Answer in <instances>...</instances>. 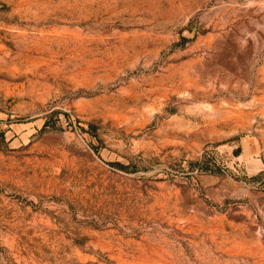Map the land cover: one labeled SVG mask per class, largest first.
<instances>
[{"label":"rangeland","instance_id":"1","mask_svg":"<svg viewBox=\"0 0 264 264\" xmlns=\"http://www.w3.org/2000/svg\"><path fill=\"white\" fill-rule=\"evenodd\" d=\"M0 264H264V0H0Z\"/></svg>","mask_w":264,"mask_h":264}]
</instances>
